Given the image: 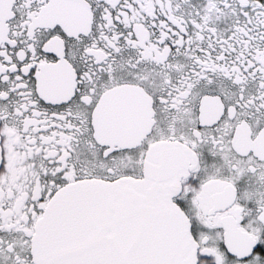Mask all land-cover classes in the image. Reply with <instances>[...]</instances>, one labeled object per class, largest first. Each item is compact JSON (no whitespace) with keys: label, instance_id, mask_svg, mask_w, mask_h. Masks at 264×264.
<instances>
[{"label":"snow or ice","instance_id":"obj_1","mask_svg":"<svg viewBox=\"0 0 264 264\" xmlns=\"http://www.w3.org/2000/svg\"><path fill=\"white\" fill-rule=\"evenodd\" d=\"M0 264H264V0H0Z\"/></svg>","mask_w":264,"mask_h":264}]
</instances>
